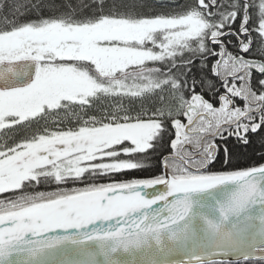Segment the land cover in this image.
<instances>
[{"label": "snow or ice", "instance_id": "1", "mask_svg": "<svg viewBox=\"0 0 264 264\" xmlns=\"http://www.w3.org/2000/svg\"><path fill=\"white\" fill-rule=\"evenodd\" d=\"M5 10L0 264H264V0Z\"/></svg>", "mask_w": 264, "mask_h": 264}, {"label": "trees", "instance_id": "2", "mask_svg": "<svg viewBox=\"0 0 264 264\" xmlns=\"http://www.w3.org/2000/svg\"><path fill=\"white\" fill-rule=\"evenodd\" d=\"M7 3H19V4H33L38 2V0H6ZM54 2L56 4H62L65 2V0H54ZM71 3H73L74 5L77 3H80L81 0H70ZM83 4L88 5L91 3V0H82ZM147 3H149L152 8L156 9V10H161V11H167L170 10L174 7H176L177 4H183L185 3V0H171V3H164L163 5H160L157 3V0H147ZM23 11V9H22ZM85 11H87V9H85ZM4 15H8L9 19H17V20H23L26 19L28 17H34V12H27L25 15H18L13 17L12 15L8 14V10H5L4 13H0V22H2V18ZM238 26V25H236ZM234 26V28L236 27ZM228 41H231V39H228ZM227 47H228V51L232 52V48H233V42L231 41V43H227ZM230 44V45H229ZM210 47H214L213 45H209ZM210 60L213 59L212 57L209 58ZM159 66V65H157ZM251 143L249 144V146L247 147H242L239 148V151L241 153L239 161H238V165L240 167H244V166H249V165H255L257 164L258 161H260V157L262 155H264V144L261 143V138L258 135H252L249 137ZM230 145H237V141L235 140V138L230 139L229 141ZM216 167H220L219 164L216 165ZM158 169L155 167V165L153 164V168L151 169L152 173L156 172ZM144 172V171H143ZM139 172H134V175H138ZM142 173V172H141ZM233 264H235V262H233Z\"/></svg>", "mask_w": 264, "mask_h": 264}, {"label": "flooded vegetation", "instance_id": "3", "mask_svg": "<svg viewBox=\"0 0 264 264\" xmlns=\"http://www.w3.org/2000/svg\"><path fill=\"white\" fill-rule=\"evenodd\" d=\"M234 40H235V42H236V44H237V40H236L235 37H234ZM234 54H236V55H245L244 53L240 52L239 49H238V51H236ZM21 132H22V131H21ZM231 138H234V137H231ZM151 163L154 164V165H156V161H155V160L151 161ZM141 172H142V173H141ZM141 172L138 173L137 177H145V176H151V175L158 174V170H157L156 172H153V173H152L151 170L144 171V172L141 171ZM127 175H128V176H132V175H134V173H128ZM135 175H136V174H135Z\"/></svg>", "mask_w": 264, "mask_h": 264}, {"label": "rangeland", "instance_id": "4", "mask_svg": "<svg viewBox=\"0 0 264 264\" xmlns=\"http://www.w3.org/2000/svg\"><path fill=\"white\" fill-rule=\"evenodd\" d=\"M19 134H21V131L18 130L17 138L20 136ZM146 177H149V176H145L144 178H146Z\"/></svg>", "mask_w": 264, "mask_h": 264}, {"label": "water", "instance_id": "5", "mask_svg": "<svg viewBox=\"0 0 264 264\" xmlns=\"http://www.w3.org/2000/svg\"><path fill=\"white\" fill-rule=\"evenodd\" d=\"M229 259L234 261V258H231V257H230Z\"/></svg>", "mask_w": 264, "mask_h": 264}, {"label": "bare ground", "instance_id": "6", "mask_svg": "<svg viewBox=\"0 0 264 264\" xmlns=\"http://www.w3.org/2000/svg\"><path fill=\"white\" fill-rule=\"evenodd\" d=\"M228 139H229V141H230V139H232V138H231V137H229Z\"/></svg>", "mask_w": 264, "mask_h": 264}]
</instances>
